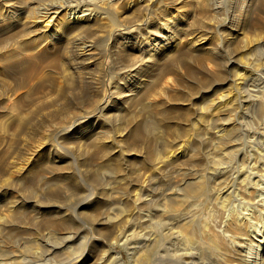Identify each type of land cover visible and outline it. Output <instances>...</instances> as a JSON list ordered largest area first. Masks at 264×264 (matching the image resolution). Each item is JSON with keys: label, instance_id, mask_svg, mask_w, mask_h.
Instances as JSON below:
<instances>
[{"label": "rangeland", "instance_id": "obj_1", "mask_svg": "<svg viewBox=\"0 0 264 264\" xmlns=\"http://www.w3.org/2000/svg\"><path fill=\"white\" fill-rule=\"evenodd\" d=\"M7 1L10 0L0 1V189L3 188L0 190V258L2 262H5V264H31L43 253L45 249L43 246L47 244L55 248L53 252L45 258V260L48 259L47 264H102L104 256V260L107 259L106 262H109L107 264H183L181 259L176 256L178 247L181 246V244H179L180 241L175 238V234L177 229H180L183 235L182 238H184L190 232V223L180 224L182 228L184 227L183 229L180 226L177 228V224H179L177 222L181 219L179 215L172 210H166V214H163L161 211L164 209L165 205L170 204L172 197L181 196L183 193L181 190L185 185L184 183L190 182V167L184 162L182 153L188 143L193 141L194 131L191 125H193L192 122L195 121V115L191 112V107L190 109H186L183 103H186V100H184L186 99V94L202 91L201 84L199 83L198 87L195 88L192 78H190V81L187 79V83L178 85L177 78H180V74L175 72L165 74L161 71L163 68L167 67L166 62H164L167 59V57H165V60H162L160 67L155 71L156 73L153 76L155 79L152 77L153 79H151V82L146 87L150 89L151 97L153 96L156 99L154 105H147V103L137 105L135 102L128 101L126 89L121 87L124 86V83L129 78V68L140 59L142 54L139 50H136L138 48H129L135 47L132 44L125 45L122 38L125 36L126 32L132 28L133 33L137 36L139 35L138 37L141 41H149L155 38L156 35L166 32L174 22H177L174 28V31L176 30L174 39L176 40L173 39V44L171 43L172 45H170L172 49L171 52L180 49V51H184L188 50V47H186L190 44L188 41H192V39L196 40L206 35V29L214 23V20L212 21L211 19L215 17V24L226 23L228 22L227 18L230 17L229 13H219L220 15L218 16L212 15L210 10L207 9L204 0H184L186 1L185 3H183L182 0V3L179 4L177 3L181 0H124L125 2L123 0H113L114 2L111 1L107 4L102 3L97 7L99 11L91 22L92 26L86 27V29L79 28L83 32L80 30L77 32L80 33L78 36L82 39L83 43L87 42L93 45L94 51L93 57L91 56L93 59L91 63L82 68L75 60L77 49L75 48V34L73 33H76L78 28L72 27V30L64 25H62L63 28H60L61 25H58V27L54 26V30L46 32L47 35H45V27L43 26L45 22L40 19L42 12L40 13L39 10L41 7L43 8L44 6H49L48 4L51 5L55 3L63 4L72 0H11L10 2H16L13 8H11L12 6L8 7ZM221 1L224 0H220V2ZM222 4L225 5V3ZM112 8L115 10L114 12L111 10ZM205 8L207 10H205ZM65 11L66 9L60 15H63ZM80 14L84 13H68L67 15H63V20L65 21L67 18L71 19L73 16L76 17ZM72 21L70 25L73 24ZM209 22H211L210 25H208ZM91 27L92 30H89ZM52 31L53 33H51ZM216 31L214 32V44H219L217 41H219L218 38L220 35L219 32ZM75 77L77 79H74ZM161 79H165L163 84L168 83L171 91L165 92V96L164 94L159 95L160 97L158 99V91L163 85ZM200 79L202 80V74H198L197 76V80L201 81ZM184 80L186 81V79ZM159 81L161 83H159ZM156 82L159 83L158 86H155ZM83 84L85 88L82 87ZM173 87H178L176 89L177 91ZM115 88L121 89L120 91L118 89L117 92ZM163 98H166L165 101ZM202 101L203 99L199 98L195 100V102H199V104H201ZM262 101L264 102V96L262 97ZM158 114L161 118H159L160 116ZM88 115H92L90 123L82 122ZM184 117L187 118L185 119ZM136 119H143L142 123L153 124L151 132L156 135L158 134V138L154 139V135L150 132L144 133V136L140 140L129 145L130 148L129 146L127 149L125 147L123 148V150H127H124L123 156L121 154L118 155V153L115 154L114 151H110L112 154L109 153L104 156L96 149L102 145V143H110L112 139V145L117 146L118 143H116V141H118L119 135L129 127L131 122H135ZM161 119H164L167 124L161 126L159 121ZM118 120H121L123 123ZM93 121L95 123H93ZM177 122L179 124H176ZM179 127L181 129H179ZM97 132H102V138L100 137L101 140L95 141L100 138L91 139L92 137H90V135ZM203 133L205 132L202 131V134ZM104 134H107V140H109L108 136H113V138L107 141ZM114 139H116V141ZM181 139H185L186 141H181ZM130 140L131 136L129 139L127 138V141ZM176 140H178L179 143ZM100 141L102 142L101 144H99ZM114 141L115 143H113ZM96 145L98 146L96 147ZM77 148L87 150L91 157L90 167L95 169L104 167V170L107 171V166H124V171L121 174L122 177L120 174H113L109 183L111 182L113 183L111 185L116 186L114 182L118 181L117 179L123 178L124 175L126 177L133 175L134 178L132 183H129L128 180H122L125 184H129L130 188L128 187L127 193L125 192L126 194L124 193L118 196L112 194V198L102 197V199H99L98 191L95 189V186L88 182L82 174V167L77 162L75 156ZM151 149L153 153L149 154ZM200 149L203 153L202 147ZM101 156L103 158H101ZM106 156H108L107 159ZM109 158L110 161H108ZM158 158L159 162L160 159L163 160L166 158L168 161L176 162V168H170L166 170L162 176L156 177L150 181V186H147L145 189L147 195L150 193V196H148L150 201H147L145 204L143 203V205H139L135 202L133 196L136 193V189L139 191L142 188L144 183L142 179L146 180L145 178L147 177L149 180L155 173V169L159 164L156 160ZM55 161L59 162L55 164ZM204 162L201 164V166H204L202 167L204 168L203 170L201 166L195 167L196 170H201L199 171L200 174L202 173L201 175L207 173L208 165L206 166V160ZM36 164L37 167L35 166ZM60 166H67L70 168V173H72L73 177L77 178L80 190L83 191V197L78 194V191L73 195L74 188L66 177H61V179L56 181L57 175L59 174L56 173L62 172ZM187 166L188 168H186ZM32 168L35 171H33ZM18 169L21 171H15ZM127 171L129 172L127 173ZM185 171L188 174L185 173ZM48 177H50V179L53 177L55 181L49 183ZM13 179L14 181L16 179L14 185L9 186V183ZM17 180H19L20 183L17 182ZM133 182L135 184H133ZM46 183L48 186H45ZM1 185L3 187H1ZM212 185V195L210 198H207V200L210 199V201L207 202V200H204V202H206L205 204L202 202L203 200L200 199L197 202L198 205L196 204L192 208L194 209L196 217L194 219L197 223L195 232H197L196 237L198 239L196 242L200 245H203L202 237L204 231L208 230V228L204 229L202 224L208 223L209 228H213L211 230L219 234L220 237L222 236L221 238L223 240L225 239L223 237L224 234L230 237V233L225 232L226 230L224 229L226 222L224 220L228 219L230 216L227 217L228 212H222V210H219L215 205L216 197L214 196L216 189H213L217 188V186L214 183H212ZM247 186L246 189L242 187L244 190H241V194H244L243 197L245 200H250V198L257 194V190L252 191L253 189ZM46 187H48L47 191L45 189ZM31 191H34L38 196L36 198L33 197L34 199L30 198L29 193ZM245 192L248 193L246 194ZM52 195L56 197V201L51 198ZM250 195L253 196L251 197ZM98 199L99 201L102 200V205L104 204L105 206L101 207V215L109 222H105V224L96 227L81 215V209L78 207V204L82 201L83 203L87 201L86 206L83 208L86 207V210H88V208L96 209L95 205H98L96 204ZM108 199L109 201L111 200V203ZM89 201L91 202L89 203ZM93 202L94 205H92ZM188 202V205H190V199H188ZM54 203L55 207L51 206L54 205ZM202 203H204L205 206ZM231 203H233L231 204V208H234L238 201L236 203L232 201ZM89 205L92 206L90 207ZM198 206L202 208H198ZM239 208L241 209V207ZM134 209L139 213L137 211L135 212ZM189 210L190 206L185 210L186 213H189L188 215H190ZM49 211L57 212L50 213ZM140 212L144 214L146 212L155 213L154 216H152L151 223H148L149 225L143 222L141 223V220H139ZM127 218L128 221H126ZM46 221H48V223H46ZM124 221L126 222L124 223ZM62 222L68 224L65 225ZM157 222L163 223H161L160 226H156ZM198 226L200 227L198 228ZM153 228L156 229L153 230ZM135 231L147 233L146 235L151 237V239L156 238L155 243L148 247H141L145 245V243H141L140 247L142 249H139V252L137 251V253L134 254V249L132 250V248L136 245L134 244L136 240L130 235L135 234ZM124 232L125 237L120 239V234ZM76 234L79 239L77 240L83 242L79 251L76 250V246L79 243H76L77 240L71 243L63 242L65 238H69ZM127 234L129 236H127ZM244 236L249 237L248 233L247 235L245 233L239 240L244 238ZM124 238L125 240H123ZM227 238L224 242L227 245L229 244V246L236 240L234 237H230L234 240ZM125 243L127 246H125ZM177 244H179L178 247ZM30 245L32 246V250L27 251L26 247ZM187 245L188 251H190V244ZM200 245L197 248H200ZM170 248H173L172 250L174 251L172 252H175L174 254L171 252ZM187 248L183 247L184 251H187ZM168 249H170V251ZM180 249L183 250L181 247L179 250ZM200 249L203 250V248ZM145 250L147 252L143 254ZM234 253L235 256L233 258L234 261L232 260V264H240V262L242 264L243 262L241 259L243 258L244 252H241L240 249H236ZM6 254H8L7 257H5ZM145 254H148L146 255L148 258H144ZM204 258L205 256L203 255V259ZM143 259L144 262L142 261Z\"/></svg>", "mask_w": 264, "mask_h": 264}, {"label": "bare ground", "instance_id": "obj_2", "mask_svg": "<svg viewBox=\"0 0 264 264\" xmlns=\"http://www.w3.org/2000/svg\"><path fill=\"white\" fill-rule=\"evenodd\" d=\"M0 1H3V0H0ZM10 1H7L8 3L7 2L6 3L8 4V7L12 6L11 8H13V5H15L16 2L15 1L10 2ZM111 1H113V0H72V1H68L67 3H63V4L55 3V4H51V5L48 4L49 6H46V7L44 6L43 8L41 7L39 12L40 13L42 12L40 19L44 20V22H45V24L43 25L45 27L44 33H45V35H47L46 32L54 30V26L58 27V25L59 26L61 25L60 28H63L62 25H64V26H67V28H70L72 30H73L72 27L78 28V30H76V33L73 31L74 32L73 34H75L74 35V41L76 43L75 48L77 49L76 54H75V56H76L75 60L79 66L84 68L89 63H91V61L93 60L91 58V56L94 55L93 45L90 43H87V42L83 43L82 39L79 38V36H78V35H80V33H77V32L82 28L86 29V27L92 26L91 22L94 20V18L96 17V13L99 11L97 7H99L100 4H102V3L107 4V3H110ZM123 1H122V3H123ZM140 1H144V0H140ZM185 2L186 1L183 0V3H185ZM204 2L206 4L207 9L210 10L212 15L218 16L220 14H228L229 13L230 17L227 18L228 22H226V23L215 24V17L212 16L214 18L211 20L212 21L214 20L213 21L214 23L212 22L213 23L212 25H210L211 22L208 23V25H210V26L207 25L208 28L206 29V35L202 38H197L196 40L192 39V41H188V43L190 42V44L188 46H186V47H188L187 48L188 50L180 51L181 50L180 49V50H178L180 52H178L176 50H175V52H171L172 49H171L170 45L173 44L172 41L176 40V39H174L175 38L174 36L176 34L175 33L176 30L174 31V28L176 27L177 22H174L173 25L170 26L168 30H166V32H163V33L161 32L162 34L156 35L155 38H153L152 40H149V41L148 40H142L141 41V39L138 37L139 35L137 36L136 34L133 33L132 28L129 31L125 30V31H127L125 36L122 35L123 36L122 39L124 40L125 45L126 44L127 45L132 44L135 47H129V48H132V49L138 48L136 50H139L142 55H141L140 59H138L135 63H133L132 66L129 68V74H128L129 81L126 78L127 81L124 83V86L121 88L126 89L127 95L126 94L125 95L127 96L128 101L135 102L137 105L143 104V103L144 104L147 103V105H149V104L154 105V103L156 102V99L153 96L151 97L150 89H147L146 87L151 82V79L154 78L153 76L156 73L155 71L160 67L161 62H162V60L163 61L165 60V57H167V59H166L167 61L166 60L164 61V62H166L167 67L163 68L161 71H163V73H165V74H168L170 72H175V73L180 74L181 75L180 78H177V82H178L177 84L178 85H181L183 83H187V79L190 81V78H192V82H193L195 88L198 87L199 83L201 84L200 86L202 88V91H200V92L198 91L197 93L194 92L192 94H190V93L186 94L187 95L186 99H184V100H186V103L182 102L183 106L186 109H190V107H191V112L194 113V115H195V121L192 122L193 125H191L193 127V128L192 127L191 128L194 131L193 141L191 143H188V145L186 146V148L184 149V151L182 153L184 162L186 164H188L190 167V182L186 181L187 183H184L185 185L181 190L183 192L182 195L179 192H177L181 196L178 195L177 197H172V199L170 200V204L168 203L169 205H165L164 209L161 211L164 214L166 212V210L167 211L172 210L173 212L177 213V215H179V217L181 219L179 222H177V220H176V222L179 223V224H177V228L180 226V224H184V223H188V222L190 223V232L184 238H182L183 235L181 234L180 229L179 230L177 229V231H176L175 238L181 242V243L179 242V244H181V246L178 247L179 244H177L178 253H176V256H178L179 259H181L183 264H232V262L234 261L233 258L235 256L234 251L236 249L237 250L240 249L241 252L242 251L244 252V255L242 256L243 258L241 259L243 262L242 264H264V102L262 101V97L264 96V0H227L228 3L226 2V0L221 1V2H220V0H204ZM17 3H19V2H17ZM140 3H142V2H140ZM179 3H182V0L180 2H178L177 4H179ZM222 3H225V5H223ZM113 5H114V3H113ZM124 5H126V4H124ZM123 8H125V7H123ZM65 9H66V11H65V13H63V15H67L68 13L72 14V12L73 13L81 12L84 14H80L76 17L71 16L73 19L70 17L71 19L67 18V20L64 21L63 15H60V14ZM116 9H118V8H116ZM207 9L205 8V10H207ZM111 10H113V8ZM114 11L115 10H113V12ZM208 15H209V13H208ZM64 17H66V16H64ZM216 19H217V17H216ZM218 20H219V18H218ZM71 21L73 23L72 25H70ZM181 27H183V26H181ZM89 30H92V27ZM216 30L219 32V35H220V37L218 38L219 41H217V42H219V44H214V39H215L214 32ZM80 31H82V30H80ZM51 33H53V31ZM86 33H87V31H86ZM57 34H59V33H57ZM215 35H216V33H215ZM212 40H213V42H212ZM174 43H176V42H174ZM63 48H65V47H63ZM174 48H177V47H174ZM179 53H181V54H179ZM8 61H9V59H8ZM79 66H78V68H79ZM182 68H183V71H182ZM198 74H202V80L200 79L201 81L197 80ZM76 77L74 79H77ZM123 78H125V77H123ZM184 79H186V81ZM164 80L165 79L162 80V84H163ZM123 82H124V79H123ZM79 83H78V85H79ZM159 83H161V82L159 81ZM159 83L156 82L155 86H158ZM67 84H69V83H67ZM121 84H123V83H121ZM84 86L85 85L83 84L82 87H84ZM177 88H174V89L176 90ZM118 89L119 88H115V90L117 92H118ZM120 89H119V91H120ZM153 89H151V90H153ZM123 91H125V90H123ZM168 91H171L169 84L168 83L163 84L160 87L158 94L156 93L158 95L157 98L159 99V97H160L159 95H162V94H164V96H165L166 95L165 92H168ZM151 92H153V91H151ZM153 94H155V93L153 92ZM122 95H124V94H122ZM164 96H162V97H164ZM198 98L203 99L201 104H199V102H195V100ZM163 99L165 101L166 98H163ZM144 101H146V102H144ZM172 105H173V103H172ZM178 105H179V103H178ZM164 109H162V110H164ZM146 110H148V109H146ZM166 110H167V108H166ZM144 112H145V110H144ZM161 113H160V115H162ZM167 113H168V111H167ZM155 117L157 118V116H155ZM90 118H92V115H88L82 122H84V123L89 122L90 123ZM159 118H161V116ZM159 118H157V119H159ZM163 118H164V116H163ZM150 119H149V121H150ZM79 120H81V119H79ZM92 120H94V119H92ZM74 121H76V120H74ZM159 121L161 123V126L163 124H167V123H165L164 119H161ZM116 122H117V120H116ZM142 122H143V119H140V120L136 119L135 122H131L129 124V127L125 131H123L124 133L122 132V134L119 135L118 139L116 138L118 141H116V139H114L116 141V143H118L117 146L112 145L111 142L113 139L111 140L110 143L105 142L107 140L106 139L107 134H104L106 140L105 139H103V140H105L104 141L105 143H102L100 141L99 144L102 143V145H100L99 147H97L98 145H96V147H97L96 149L99 150V152L102 153L104 156L106 154L111 153L110 151H114L115 154L118 153V155L121 154L123 156V154L125 152L124 150H126L128 148V146L131 145L132 143H135L138 140H140L144 136L143 135L144 133L150 132L152 135H154V139L158 138V134L156 135V134H153L151 132L152 131L151 128H152L153 124L142 123ZM151 122H152V120H151ZM93 123H95V122L93 121ZM176 124H179V123L177 122ZM71 125H72V123H71ZM187 125H188V123H187ZM77 128H79V127H77ZM179 129H181V128L179 127ZM183 129H184V127H183ZM67 130H69V129H67ZM157 130H158V128H157ZM90 131H91V129H90ZM160 131H158V132H160ZM202 131H204L205 133L202 134ZM60 134H62V133H60ZM67 135H68V133H67ZM116 135H118V134H116ZM101 136H102V132H97V133L90 135V137H92L91 139L100 138ZM130 136H131V140L127 141V138L129 139ZM177 137H178V135H177ZM101 138L96 139L95 141L101 140ZM108 138L110 140V138H113V136L112 137L108 136ZM109 140H107V141H109ZM142 140H144V139H142ZM184 140L181 139V141H184ZM115 141L113 143H115ZM176 141L179 143L178 140H176ZM92 142H94V141H92ZM185 143H187V142H185ZM124 147L126 149L123 150ZM201 147L203 149V153L200 149ZM129 148H130V146H129ZM73 151H74V149H73ZM75 153H76V155H75L76 160L79 163V165H81V167H82L83 176L88 180V182H90L92 185L95 186V189L98 191L99 199L100 198L102 199V197L103 198L104 197H107V198L111 197L112 194H116L117 196L123 195L130 188L129 184L127 182H126L127 184H125V182H123V181L128 180L129 183H132L133 178H134L133 175H131V176L129 175L128 177H126L124 175L123 178L117 179L118 181L114 182V184H116V186L111 185V184H113L111 182L109 183V181L113 177V174H115V175L120 174V176H121V174L124 171L123 165H122L123 167H121V166H115V167L114 166H107V168H106L107 171L104 170V167L95 169L93 167H90L91 157L89 156V153L87 152L86 149L77 148ZM152 153H153V150L151 149L149 154H152ZM145 155H147V154H145ZM154 155H155V153H154ZM38 156H40V155H38ZM101 158H103V157L101 156ZM107 158H108V156H106V159ZM118 158H121V157H118ZM166 159H163V160L160 159V162L158 161L159 158L156 159L159 162V164H158V166L156 165L157 166L156 169L152 168V169H155V173L152 176L150 175L151 178L149 180L147 179V177L145 178L146 180L142 179V181H144L142 188L139 191L136 189V193L134 192L135 195L133 196L134 197L133 199L135 200V202L137 204L143 205V203L145 204L147 201H150V198L148 199V196H150L149 195L150 193L148 195L145 193L146 187L150 186V184H149L150 181H152L156 177L162 176V174L166 170H168L170 168H176V165H175L176 162H171V161H168ZM203 159L206 160V166L208 165L207 166L208 168H207V173L201 175L202 173L200 174V172H199L201 170L198 171L195 169V167H200L201 164H203V162L205 161ZM29 161H30V159H29ZM104 161L106 162L105 159H104ZM108 161H110V158L108 159ZM34 162H38V161H34ZM56 162H59V161H55V164H56ZM117 163L121 164L120 162H117ZM185 163H184V165H185ZM33 165H34V163H33ZM100 165H98V166H100ZM35 166L37 167V164ZM202 167H204V166L202 165L201 168ZM186 168H188V166ZM203 169L204 168H202V170ZM61 170H62V172L60 171V172L56 173V174L59 173L57 175L56 181L58 179H61V177H63V178L66 177V179L72 184V187L74 188L73 189V195L78 191V194H80V196L83 197V191L80 190V187H79L80 185L78 183L77 178L73 177L72 173H70V168L67 166H62ZM15 171L20 172L21 170L19 171V169H18ZM33 171H35V170L33 169ZM55 172H56V170H55ZM128 172L129 171H127V173ZM185 173H187V172L185 171ZM13 175H15V174H13ZM19 175H20V173H19ZM19 175H17V176H19ZM27 177H29V176H27ZM8 178H9V176H8ZM161 178H163V177H161ZM48 179H49L48 180L49 183L55 181L53 177H52V179H50V177H48ZM42 180L44 181L43 178H42ZM6 181H7V179H6ZM15 181H16V179H15ZM15 181L13 179L9 183V186H13ZM17 182H19V180H17ZM21 183H23V182H21ZM181 183H183V182H181ZM212 183H214L217 186V188L213 189V190L216 189V193L214 196V197H216L215 198V205L217 206V208L219 210H222V212L223 211L226 213L228 212L227 217L230 216L228 219L225 218L226 220H224V221H226L224 229L226 230L225 232L230 233L229 236L231 238L234 237V238H236V240L231 239L230 237H228L225 234L223 235V237L225 239L228 237L231 240H234L231 243L232 245L230 244L231 246H229V244L227 245L224 242L225 239L223 240L221 238L222 236L220 237L219 234L214 233L211 230L213 228L210 229L208 226V223H206L207 227H206V224H202V227H204V229L208 228V230H205L204 233L202 232L203 233V237H202L203 245L197 244L198 242H196V240L198 239L196 237L197 232H195L197 223H196V220L194 219L196 217H195L194 209H192V208L194 205L197 204V202L200 199L203 200L202 202H204V200H207L208 197L210 198V196L212 195V193H211L212 192L211 188L213 186ZM133 184H135V183L133 182ZM157 185H158V183H157ZM45 186H48L47 183ZM246 186L248 188H252L253 189V190L251 189L252 191L257 190V194H255L254 197H252L253 195L252 196L250 195L252 197V198H250V200H245V198L243 197L244 194H241L242 193L241 190H244V189H242V187H245V189H246ZM1 187H3V186L1 185ZM47 188L48 187L45 188L46 191L48 190ZM2 189L3 188H1L0 190H2ZM171 190H172V188H171ZM129 192H131V191H129ZM27 194H28V192H27ZM29 194H30V198H33V197L36 198L38 196L34 193V191H31ZM38 194H40V193H38ZM129 196H131V195H129ZM212 197H211V199H212ZM245 197L247 198L246 195H245ZM28 198H29V196H28ZM51 198L55 201L57 200L54 195H52ZM39 199H37V200H39ZM43 199H45V198H43ZM99 199L96 201V204H98V205H95L96 209L95 208L94 209L88 208V210H86V207L83 208L84 206H86L87 201L85 203H83V201H82L81 203L78 204V207H80V209H81V215L84 218H86V220H88L93 226H96V227L98 225L100 226L101 224L102 225L105 224V222H109L105 217H103L101 215V212H102L101 207L104 206V204L102 205V202H101L102 200L99 201ZM188 199H190V205H188V203H189ZM85 200H88V199H85ZM103 201H105V200H103ZM108 201H109V199H108ZM208 201H210V199L207 200V202ZM232 201H234L235 203L238 201L237 205H235L234 208H231V204H233V203H231ZM90 202L91 201H89V203ZM109 202L111 203V200ZM66 203H67V201H66ZM103 203H105V202H103ZM204 203L206 204V202H204ZM204 203H202V204L204 205ZM212 204H214V203H212ZM92 205H94V202ZM51 206L55 207V203H54V205H51ZM89 206H87V207H89ZM184 206H186V207H184ZM189 206H190V210H189L190 215H188L189 213L185 212V210ZM202 207L198 206V208H202ZM239 207H241V209ZM91 210H92V212H91ZM134 211L136 212L137 210L134 209ZM49 212L55 213L57 211H49ZM142 212H140V219L139 220H141V223L143 222V223H146L147 225H149L152 221V216H154L155 213L146 212L144 214ZM131 216H129V217H131ZM128 218L126 219V221H128ZM5 219H6V217H5ZM166 220H167V217H166ZM126 221H124V223ZM173 221H175V220H173ZM4 222H6V221H4ZM11 222H12V220H11ZM13 222H14V219H13ZM129 222H130V220H129ZM46 223H48V221H46ZM62 223L65 224V222H62ZM161 223H163V222H157L156 226L157 225L160 226ZM67 224H65V225H67ZM70 227H72V226H70ZM199 227L200 226H198V228ZM148 229H150V228H148ZM155 229L153 228V230H155ZM130 233H132V232H130ZM202 233H201V235H202ZM245 233H246V235L248 233V236L251 238L244 236V238H241L242 240L241 239L239 240V238L242 237V235H244ZM72 234H73V232H72ZM98 234L100 235L99 231H98ZM146 234L147 233H143V232L140 233V231H138L135 234L130 235V236H132L133 239L136 240V242L133 241L134 244H136V245H134L133 248L131 247L132 250L134 249L133 250L134 254H136L139 249H142L141 247H148V246H151L153 243H155L156 238L151 239V237H149ZM127 236H129V235L127 234ZM123 237H125V232L120 234V239ZM77 239H78V235L76 234V235L71 236L69 238H65L63 240V242L71 243L73 241L75 242V240H77ZM78 240L76 241V243L79 242ZM123 240H125V238ZM130 242H132V241H130ZM82 243L83 242L81 241L76 246L77 251L80 250L81 245H83ZM126 243H125V246H127ZM141 243H145V245L140 247ZM171 244H174V243H171ZM187 244H190V251H188V248H187L188 245ZM91 245H93V244H91ZM199 245H200V248H203V250L200 248H197V247H199ZM182 246L187 248L186 249L187 251H184ZM44 247H45V249H44L43 253L40 256H38V258H36L35 261H33L31 264H47L48 263V261H47L48 259L45 260V258L51 252H53V250L55 248L53 246H48L47 244L44 245L43 248ZM180 247L183 250H181V249L179 250ZM170 249H168V250L170 251ZM172 249H171V252L174 251ZM26 250L31 251L32 246L30 245V246L26 247ZM132 250H131V252H132ZM146 250H145V252H143V254L148 251V250L147 251ZM142 251H141V253H142ZM31 255H33V254H31ZM146 255H148V254H145L144 258L146 257ZM203 255L205 256L204 259H203ZM7 256H8V254L5 255V257H7ZM238 256H239V254H238ZM162 257H164V256H162ZM146 258H148V257H146ZM104 259H105V256H104ZM104 259L102 260V264L109 263V262H106L107 259L106 260H104ZM160 260H161V258H160ZM142 261L144 262V259ZM205 261H207V262H205ZM146 262H148V261H146ZM238 262H240V261H238ZM0 264H5V262L4 263L2 262L1 258H0ZM173 264H178V263H173ZM240 264H241V262H240Z\"/></svg>", "mask_w": 264, "mask_h": 264}]
</instances>
